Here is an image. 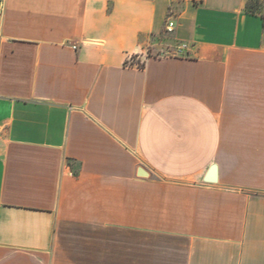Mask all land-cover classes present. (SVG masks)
<instances>
[{"label": "crops", "instance_id": "obj_1", "mask_svg": "<svg viewBox=\"0 0 264 264\" xmlns=\"http://www.w3.org/2000/svg\"><path fill=\"white\" fill-rule=\"evenodd\" d=\"M1 1L0 264H264V4Z\"/></svg>", "mask_w": 264, "mask_h": 264}, {"label": "built area", "instance_id": "obj_2", "mask_svg": "<svg viewBox=\"0 0 264 264\" xmlns=\"http://www.w3.org/2000/svg\"><path fill=\"white\" fill-rule=\"evenodd\" d=\"M2 10H3V2L0 0V13L2 12ZM173 29H174V22L170 21L167 25V31L171 32L173 31ZM124 63L126 66L142 67L145 63V60L142 57V54L140 52H134V53L129 54L126 57V60ZM0 133H1V128H0Z\"/></svg>", "mask_w": 264, "mask_h": 264}, {"label": "water", "instance_id": "obj_3", "mask_svg": "<svg viewBox=\"0 0 264 264\" xmlns=\"http://www.w3.org/2000/svg\"><path fill=\"white\" fill-rule=\"evenodd\" d=\"M140 174H144V170L140 169ZM205 180L207 182H216L217 181V166L213 165L211 169L209 170Z\"/></svg>", "mask_w": 264, "mask_h": 264}, {"label": "rangeland", "instance_id": "obj_4", "mask_svg": "<svg viewBox=\"0 0 264 264\" xmlns=\"http://www.w3.org/2000/svg\"><path fill=\"white\" fill-rule=\"evenodd\" d=\"M264 2V0H251L250 1V5H251V7L252 8H261V7H263V3ZM157 55H159L158 53H157Z\"/></svg>", "mask_w": 264, "mask_h": 264}, {"label": "trees", "instance_id": "obj_5", "mask_svg": "<svg viewBox=\"0 0 264 264\" xmlns=\"http://www.w3.org/2000/svg\"><path fill=\"white\" fill-rule=\"evenodd\" d=\"M250 1H251V0H250ZM248 6H249V8H252L251 5H250V2H249V4H248Z\"/></svg>", "mask_w": 264, "mask_h": 264}]
</instances>
